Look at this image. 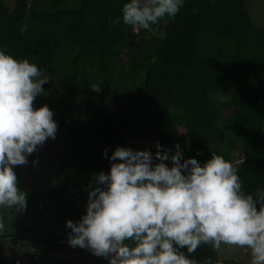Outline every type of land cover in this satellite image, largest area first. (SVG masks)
Here are the masks:
<instances>
[{"label": "trees", "instance_id": "16d2710c", "mask_svg": "<svg viewBox=\"0 0 264 264\" xmlns=\"http://www.w3.org/2000/svg\"><path fill=\"white\" fill-rule=\"evenodd\" d=\"M125 2L0 0V49L47 77L34 107L47 105L64 136L52 186L25 192V210H5L13 235L0 241L32 253L13 264H74L68 256L93 255L69 245L66 221L86 213L93 174L109 172L104 149L110 157L129 140L179 144L184 159L201 164L215 152L234 165L236 154L244 191L264 188V28L255 27L245 0H185L175 18L154 26L163 38L125 25ZM22 170L14 166L19 188ZM189 258L238 264L209 245Z\"/></svg>", "mask_w": 264, "mask_h": 264}, {"label": "clouds", "instance_id": "9594fccd", "mask_svg": "<svg viewBox=\"0 0 264 264\" xmlns=\"http://www.w3.org/2000/svg\"><path fill=\"white\" fill-rule=\"evenodd\" d=\"M184 3L126 0L122 21L135 32L163 38L154 26L175 18ZM120 22L118 17L110 23ZM48 82L28 58L0 49V235L8 225L5 210L27 207L14 166L27 164L38 147L56 138L54 113L47 105L34 107ZM153 147L155 154L118 146L110 157L104 149L103 157L113 163L107 174H93L86 213L76 223L66 221L69 245L107 264H199L189 257L200 246L230 245L250 253V264H264V188L244 191L237 168L215 152L201 164L184 159L179 144L174 152L159 142ZM203 264L214 262L206 258Z\"/></svg>", "mask_w": 264, "mask_h": 264}, {"label": "rangeland", "instance_id": "374dc122", "mask_svg": "<svg viewBox=\"0 0 264 264\" xmlns=\"http://www.w3.org/2000/svg\"><path fill=\"white\" fill-rule=\"evenodd\" d=\"M247 8L252 18V22L256 28H264V0H245ZM10 8H13V2L9 3ZM70 3H65L63 8H70ZM215 96L221 100H226L227 96L216 93ZM109 106L114 109L115 104L112 98H110ZM159 142L165 149H173L169 145H163L159 139H154L150 142L140 140H129L125 144V148L134 147L135 151L149 150L155 154L156 149L153 147L155 143ZM64 136L56 135L53 140L49 138L46 140L42 147H38L37 151L28 157V163L23 165L22 185L21 190L27 193L40 194L45 190H48L55 181L57 171L60 163V156L63 150ZM234 167L238 169L240 163L236 154H234ZM33 161H36L34 164ZM158 162V161H156ZM171 167V162H166ZM19 180H17L18 183ZM13 234V233H11ZM0 264H13V261L18 259V262H22L31 258L32 253L21 247L19 244L7 245V243L0 245ZM219 258L221 260H233L238 264H250V253H246L243 249L230 245H221L218 249ZM14 255L18 256L15 257ZM55 259H59L61 255L55 253L53 256ZM13 260V261H12ZM68 261H73L74 264H95L93 255L88 253H79L78 255L68 256Z\"/></svg>", "mask_w": 264, "mask_h": 264}, {"label": "flooded vegetation", "instance_id": "af4514ba", "mask_svg": "<svg viewBox=\"0 0 264 264\" xmlns=\"http://www.w3.org/2000/svg\"><path fill=\"white\" fill-rule=\"evenodd\" d=\"M13 234H9V232H5L3 235H0V240H2V239H6V240H9L10 238H11V236H12ZM4 236V237H3ZM3 243H2V241H0V245H2Z\"/></svg>", "mask_w": 264, "mask_h": 264}, {"label": "water", "instance_id": "95a60500", "mask_svg": "<svg viewBox=\"0 0 264 264\" xmlns=\"http://www.w3.org/2000/svg\"><path fill=\"white\" fill-rule=\"evenodd\" d=\"M4 237V236H3Z\"/></svg>", "mask_w": 264, "mask_h": 264}]
</instances>
